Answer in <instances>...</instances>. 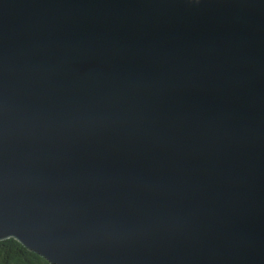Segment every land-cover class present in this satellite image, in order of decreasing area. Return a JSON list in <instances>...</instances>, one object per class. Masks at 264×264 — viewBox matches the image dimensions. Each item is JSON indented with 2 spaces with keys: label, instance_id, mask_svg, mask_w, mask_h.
Instances as JSON below:
<instances>
[{
  "label": "water",
  "instance_id": "obj_1",
  "mask_svg": "<svg viewBox=\"0 0 264 264\" xmlns=\"http://www.w3.org/2000/svg\"><path fill=\"white\" fill-rule=\"evenodd\" d=\"M52 264H264V0H0V240Z\"/></svg>",
  "mask_w": 264,
  "mask_h": 264
},
{
  "label": "trees",
  "instance_id": "obj_2",
  "mask_svg": "<svg viewBox=\"0 0 264 264\" xmlns=\"http://www.w3.org/2000/svg\"><path fill=\"white\" fill-rule=\"evenodd\" d=\"M0 264H52L14 238L0 240Z\"/></svg>",
  "mask_w": 264,
  "mask_h": 264
}]
</instances>
